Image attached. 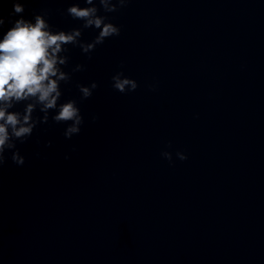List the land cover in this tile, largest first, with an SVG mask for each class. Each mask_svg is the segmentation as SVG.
Segmentation results:
<instances>
[{
	"label": "clouds",
	"instance_id": "1",
	"mask_svg": "<svg viewBox=\"0 0 264 264\" xmlns=\"http://www.w3.org/2000/svg\"><path fill=\"white\" fill-rule=\"evenodd\" d=\"M86 2L92 4L93 0H86ZM129 2L130 0H117V5L122 8ZM100 3L108 12L118 10L116 5L109 6V0H100ZM68 11L74 18L85 19V27L94 25L100 29L91 43L80 45L86 54L94 50L97 45L102 44L105 39L120 35L118 26L111 22L106 23L104 17L96 16L97 9L95 7L73 6ZM13 12L15 14L23 13L24 6L19 2L13 3ZM3 24L4 19L0 17V26ZM46 27L45 21L40 16H36L35 24L29 23L21 17L14 21L13 26L0 40V101L10 102L13 98L20 101L28 97H36L38 102L43 105L41 111L47 113L48 110L57 108V101L61 96L59 82H66L70 79L57 67L58 63L65 64V59H58L57 53L62 50V45L76 43V38L81 33L77 30L71 34H65L63 31L52 34L45 30ZM76 70H83V66L78 65ZM112 80L113 87L121 93L135 91L138 87L134 79L124 77L122 72L115 74ZM77 87L82 94V99H87L91 97L93 90L98 85L93 82L90 86L77 85ZM33 108L32 104L27 106L23 125H21L17 113L6 112V109L0 108V121L3 122L0 123V167L5 164V149L15 148V145L9 142V126H11L12 135L24 142L22 138L31 136L35 127L34 123L28 124ZM52 119L56 123L71 122L64 132L66 138L79 134L80 125L84 122L75 100L61 104L58 114L54 115ZM93 119L95 120L96 117ZM44 121H47V116L44 117ZM18 125L20 126L18 127ZM176 155L182 161L187 159V156L182 152H177ZM162 156L171 162V153L163 152ZM11 159L18 166L25 163L19 150L13 152Z\"/></svg>",
	"mask_w": 264,
	"mask_h": 264
}]
</instances>
